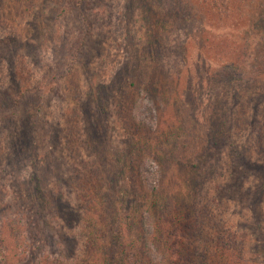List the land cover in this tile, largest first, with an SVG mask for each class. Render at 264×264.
Returning <instances> with one entry per match:
<instances>
[{"label": "rangeland", "instance_id": "obj_1", "mask_svg": "<svg viewBox=\"0 0 264 264\" xmlns=\"http://www.w3.org/2000/svg\"><path fill=\"white\" fill-rule=\"evenodd\" d=\"M0 92L11 264H97L95 228L108 264H165L173 235L264 264V0H0ZM156 197L181 232L156 236ZM204 197L223 238L209 223L187 243Z\"/></svg>", "mask_w": 264, "mask_h": 264}, {"label": "trees", "instance_id": "obj_2", "mask_svg": "<svg viewBox=\"0 0 264 264\" xmlns=\"http://www.w3.org/2000/svg\"><path fill=\"white\" fill-rule=\"evenodd\" d=\"M0 94H1V92H0ZM3 99H4L3 100V104H4L5 107L8 104L11 103V101L9 100V97L4 96ZM9 106L10 105H8V107ZM25 121H26V119H25ZM25 121H24V124H25ZM32 127H34V126H32ZM30 128L31 127H29V129H27L28 133L31 131ZM20 133H21L22 136H28L27 132L24 131L23 129L20 131ZM52 136H53V134H52ZM217 144L218 143H216V145ZM221 146H222V143H221V141H219V144L215 148H217V150H221ZM179 148H182V147H179ZM235 169H237V168H235ZM238 177H240V176H237L236 174L234 175V179L232 181V184L230 185L231 189L235 190V188H238V189L241 188L239 186L241 184V182H240V179ZM90 193L92 195V192H90ZM79 194H81V197H83L84 199H87V200L91 201L92 205L89 206V211L86 210L87 215L89 216L91 213L94 212L95 208L97 207V201L95 199L87 198L85 196V192L84 191H81ZM40 195H43V199L46 200L47 197H46L45 194L41 193ZM156 198L157 199H150V210H148V213H147V216H146L147 219H150L152 221L151 222V226L153 227L154 233L156 234V236L159 235L158 233H160V234L162 233L161 229H163L164 226L170 228L169 231L171 232L172 235H173V232H177V233L181 232V230L178 229L179 228V223L181 221L180 211L173 210L171 205H166V206L163 207V205L161 204L162 201H161V203L159 201L161 198H159V197H156ZM204 200H205L204 206L202 208H200V210L203 211V213H204V215L201 217V220L202 219H204V220H202L203 222L200 223L199 225H198V221H196V220H193L192 223L189 224V227H188L187 231L191 235L194 234V236L189 237L187 239V243L191 239H193L195 236H199V237L204 236L203 225L205 226V225H207L209 223H211L212 227L214 229H216L215 234L218 235L219 241H221L222 238H223L222 230L223 229L225 230V226L226 225L222 226L224 222L221 219L222 218L221 217V213H217V215H215L214 213L211 212L210 209L209 210L206 209V207H209L210 205H213L212 202H214V200L209 202L206 197H204ZM194 211H196L198 213L199 209L198 210L195 209ZM28 214H31L29 212V210L27 212H25L23 216L31 224V223H33V221H31V219H30L32 214L31 215H28ZM73 215H74V213H73ZM100 216H101L100 214H98V213L96 214L97 222L101 219ZM205 217L207 218L208 221L205 220ZM36 219L38 220V225L39 226H41V223H43V221H44L46 223V226L49 227L48 223L45 221L43 210H39ZM93 219L94 218L92 217V214H91V222L93 223V227L95 228L97 223L94 224ZM157 224H158L159 227H157ZM186 226H187V222L183 224L182 229L186 228ZM160 227H162V228L159 229ZM94 231H95V235H92V237L89 240L90 249L93 252L96 251V256H97L96 262H97V264H108L104 260V258H103L104 256H101V254H98V252H97V247L100 245L99 238L103 235L101 233L102 230H98V229L95 228ZM11 234H13V232H11ZM44 234H46V233L44 232ZM173 236L176 238V241H174L175 246L177 248H179L178 249V255L175 254V253H172L171 255L166 256L165 259H164V263L165 264H212L211 263L212 259L210 258L211 256H210V253H209V248L207 247V246H209V242L206 241L204 243L203 246H205L206 248L203 251L204 253L202 255H193V254L191 255V251L187 250L188 249L187 246L189 247L190 244L189 245L184 244L183 238L180 237L179 235H173ZM3 242H4L3 240L0 241V244H2ZM214 244H215V242H214ZM217 247H218V245L215 246L216 249H217ZM74 250H76V248ZM213 250H215L214 247H213ZM218 251H224L225 255L222 254L221 256H217V257H220V259L217 260L215 262V264H220L219 263L220 260H222L221 264H238L237 263L238 258H237V255L234 252L228 251L226 248H220V247L218 248ZM16 252H18V251H16ZM175 252H177V251H175ZM185 252H187L188 257L185 256ZM183 254H184V256H183ZM19 255H20V252H18L16 256L19 257ZM9 262L10 261H8L7 257L0 253V264H11V262L10 263ZM41 264H49V263H47L46 260H45V262H43ZM245 264H248V263L246 262Z\"/></svg>", "mask_w": 264, "mask_h": 264}]
</instances>
